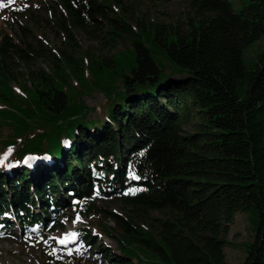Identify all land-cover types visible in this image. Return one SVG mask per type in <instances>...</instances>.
Instances as JSON below:
<instances>
[{
	"label": "trees",
	"instance_id": "1",
	"mask_svg": "<svg viewBox=\"0 0 264 264\" xmlns=\"http://www.w3.org/2000/svg\"><path fill=\"white\" fill-rule=\"evenodd\" d=\"M57 2L66 30L101 34L107 50L62 54L45 73L31 66L46 55L0 35V233L46 228L75 198L77 213L113 219L97 230L115 249L83 255L95 240L78 229L72 245L42 243V264H227L224 238L243 212L253 236L242 264H264V0H187L175 25L131 0ZM94 89L103 99L88 108ZM93 109L102 120L87 119ZM106 198L146 226L95 211Z\"/></svg>",
	"mask_w": 264,
	"mask_h": 264
},
{
	"label": "rangeland",
	"instance_id": "2",
	"mask_svg": "<svg viewBox=\"0 0 264 264\" xmlns=\"http://www.w3.org/2000/svg\"><path fill=\"white\" fill-rule=\"evenodd\" d=\"M130 4L136 14H143L171 25L182 23L187 13V0H131ZM111 7L115 12L117 11L114 5ZM62 22H67L66 16L57 0H6L0 9V35H9L12 43L27 49L29 53L31 52L30 54L37 52L46 55L43 61L38 59L33 62L31 66L33 69L40 68L45 73H51L49 64L53 62L61 64L59 59L62 54L72 56L82 52L106 54L107 49L104 47L101 34L96 39L89 34L73 29L68 23L69 30H66L61 25ZM69 31H71V37ZM257 45L248 50V57L254 56L258 48ZM126 46L125 44L120 45L119 50ZM13 67L15 73L19 74L24 71L22 64H17L15 61ZM27 86L30 85L27 84ZM11 87L14 93H21L18 84H11ZM102 99V93L95 89L92 92H87L82 98L88 108H96ZM6 109L9 110L10 107L6 106ZM87 119L102 120L103 115L99 109H93L89 112ZM186 129L189 128L186 127ZM8 132L9 128L6 126L0 129V142L5 139L4 136ZM2 158L0 155V159ZM94 205L95 211L104 209L108 213H114L123 218L132 217L140 226H146L119 199H96ZM78 206V201L75 198L67 199L66 215L57 219L56 222L48 223L46 228L32 226L21 230L18 224H13L9 236L5 237L0 233V264H42L45 253L42 243L67 246L77 242L78 229H87L95 240L89 248H83L81 244L78 245V249L83 255L89 249H93L97 255L98 246L106 247L109 250L115 249V244L97 230V221H104L107 226L114 227L113 219L108 214L96 212L83 216L75 211ZM101 215L103 217L99 220ZM151 216L162 217L158 213H151ZM89 222L94 224L88 226ZM53 224L55 225L53 226ZM252 236L253 230L247 214L236 213L229 226L228 234L224 238L226 241L224 255L227 264L243 263L245 244L251 240Z\"/></svg>",
	"mask_w": 264,
	"mask_h": 264
},
{
	"label": "snow or ice",
	"instance_id": "3",
	"mask_svg": "<svg viewBox=\"0 0 264 264\" xmlns=\"http://www.w3.org/2000/svg\"><path fill=\"white\" fill-rule=\"evenodd\" d=\"M142 154V153H141Z\"/></svg>",
	"mask_w": 264,
	"mask_h": 264
}]
</instances>
